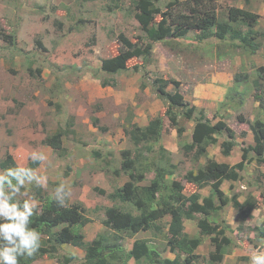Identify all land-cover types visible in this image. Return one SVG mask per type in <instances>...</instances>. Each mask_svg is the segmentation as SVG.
<instances>
[{
    "label": "rangeland",
    "instance_id": "1",
    "mask_svg": "<svg viewBox=\"0 0 264 264\" xmlns=\"http://www.w3.org/2000/svg\"><path fill=\"white\" fill-rule=\"evenodd\" d=\"M136 1L0 0V163L10 153L16 167L11 165L9 170L20 173V179L24 180L20 185L15 175L8 176L9 170L0 168V192L3 193L0 217H4L5 196L30 201L36 215L58 199L55 190L65 184L71 191L65 200L67 207L82 208L83 216L88 219L84 226L75 225L72 230L84 235L86 243L105 236L110 244L116 243L123 249L109 258L111 264H152L144 258L140 261L128 258L136 240H146L149 249L164 259H175L180 254L183 262L189 258L188 253H174L169 244L171 216H165L148 231L138 234H116L103 223L106 210L111 207L135 216L141 213L134 204L113 201L109 195L130 181L129 174L133 171L123 170L122 166L138 153V147L124 131L131 129V122L144 127L158 120L161 140L155 138L150 142L156 152L142 164L152 158L157 161L163 146L169 153L163 152L164 159L156 162L157 167L166 171L160 195L168 200L169 195L182 190L186 197L195 193L201 196L196 204L186 203L194 219L184 221L185 232L191 238L199 233L198 222L205 219L199 212L204 198L213 197L220 207L216 225L223 234L206 236L193 252L198 258L191 264H251L253 253L264 252L261 243L264 241V164L257 163L256 158L244 160L243 155L246 152L252 157L253 153L245 148L255 145L248 122H264L261 71L264 69V0L248 3L212 0L220 21L227 20L231 7L258 14L255 42L259 48L255 53L235 46L229 36L224 41L212 36L202 39L200 31L151 42L136 19ZM173 1H157L155 19L148 28L156 26L164 13L177 11L176 4L169 7ZM165 18L170 21L168 16ZM1 30L14 36L15 43L5 41ZM247 30L242 28V33ZM120 34L139 46L152 44V53L129 60L127 70L109 75L101 71L102 61L114 57L123 48ZM38 40L45 50L40 48ZM104 78L114 79L116 86L103 88ZM158 78L179 83L177 88L189 106L203 111L213 125L224 122L234 131L237 145L230 155H225L221 147L226 134L218 137V143L210 146L199 160L195 159L194 152L184 151L185 144L192 141L194 121L180 116L176 125L170 121L166 115L169 105L160 99L154 83ZM255 81H260V85H255ZM177 88L172 83L167 90L173 92ZM239 116L246 122H241ZM95 117L100 119L98 126L93 125ZM101 127L107 131H101ZM179 128L185 131L179 133ZM57 133L62 135L60 149L43 144ZM125 151L131 152L126 158ZM33 152L37 156L43 153L47 159L33 162ZM210 159L219 164V169L234 167L244 160L245 169L239 171L238 181L225 180L219 193L212 183L199 188L194 179ZM141 168L137 164L134 173L142 172ZM30 175L46 177L47 186H37L35 178L29 179ZM154 176L153 169L146 171V179L135 184L142 189ZM17 187L19 191L15 190ZM248 199L256 204L249 217L234 203L236 200L244 204ZM38 200L42 204H37ZM65 226L68 224L55 226L53 232ZM223 237L230 238L232 243L222 244L225 255L221 262H214L211 254L216 251V242H223ZM45 239L41 236V246ZM69 255L76 258L72 264H82L85 250L63 244L57 252L33 264H58L59 259Z\"/></svg>",
    "mask_w": 264,
    "mask_h": 264
},
{
    "label": "trees",
    "instance_id": "2",
    "mask_svg": "<svg viewBox=\"0 0 264 264\" xmlns=\"http://www.w3.org/2000/svg\"><path fill=\"white\" fill-rule=\"evenodd\" d=\"M158 0H137L136 8L138 10L136 19L142 27L145 36L151 42H157L165 40L167 38H177L187 35L190 31L202 32V39L209 36L215 37L221 41L227 40L228 36L230 40L234 42V45L240 48L250 49L255 53L259 48V43L255 42L257 32L255 31L256 24L258 22V14L252 13L249 10L231 7L228 11L227 20L220 21L217 13V7L215 1L212 0H184L180 3L174 0L169 7L177 5V11H168L164 13L160 22L151 28H148V24L155 19L156 4ZM250 0H245L248 3ZM169 17L168 19L165 18ZM242 28H248L245 34L242 33ZM2 38L10 44L15 43V37L7 34L4 30H1ZM120 43L123 48L120 49L117 55L111 58H106L102 61L101 71L115 75L122 71L127 70V63L129 60L138 57H146L152 53V44L146 46H139L137 43H132L123 34L119 36ZM240 43H235L236 41ZM40 48L44 49V46L40 40L37 41ZM138 70V68L136 67ZM264 74V69H261ZM31 73H33L31 71ZM38 74H42L41 70H37ZM264 76V75H263ZM262 76V77H263ZM161 100L168 103L169 107L166 110V115L169 117L173 124H177L180 118L194 121V127L192 130V141L185 144L183 147L187 153H195V159H200L207 154V150L210 146L218 143V137L226 134V140L221 143L223 152L225 155H230L232 149L237 145L234 131L228 127L224 122H219L215 125L212 124L203 111H198L195 106H189L184 96L178 90L179 83L175 81H168L162 78H158L154 82ZM175 84L177 90L169 92L167 89L170 84ZM255 85H260V81H255ZM101 86L114 87L116 82L112 78H104L101 81ZM264 108V107H263ZM241 122H246L243 116H239ZM100 119L95 117L93 119V125L98 126ZM249 123V127L253 133V139L255 145H251L249 148L253 155L248 157L244 152V160L255 159L257 163L264 164V122L256 120L253 123ZM101 131L106 132V128H99ZM184 128H179L178 132H184ZM126 136H129L134 145L138 147V153L133 159H127L123 163V170L133 171L129 174L130 181L124 183V185L118 188L109 197L115 201L120 200L123 203L134 204L141 213L134 215L131 212H124L115 207L108 208L106 210V220H104V226L109 227L118 232H130L132 234H138L140 232L148 231L151 225L160 221L165 216H171V222L169 224V244L171 245L172 252H185L188 253L189 258H186L181 262L180 254L175 259H164L157 251L151 250L148 247L146 240H136L133 244L132 250L128 253V258H133L136 261H140L143 258L147 259L152 264H191L194 259L198 258V255H193V252L203 244L204 238L212 233L223 234V231H219L217 224L218 211L220 207L216 204L213 197H207L203 199V205L199 207V212L204 216V220L198 222L199 233L194 237L185 232V220L194 219L193 211L186 208V203L196 204L201 196L199 194H193L190 197H186L182 190H178L175 193L168 196V200L163 198L160 193L164 188V177L166 171L163 168L157 167L156 162L164 159L163 152L169 153L163 146L158 151V156L148 162L142 164L143 161L150 160L149 155H153L156 151L149 145L150 142L162 137V129L158 120H152L147 127H142L136 123L131 122V129L125 130ZM61 133H57L54 138L45 140L43 144L54 148L60 149ZM131 152L125 151L124 157H128ZM97 157L99 154H95ZM238 163L234 167H225L219 169L220 166L214 160H207V164L203 171H200L198 177L194 179L199 188H204L209 183H212L214 190L219 193L220 186L225 180L238 181L241 176L239 171L245 169V161ZM252 162V160H250ZM137 164H141L142 172L135 174ZM156 164V165H155ZM11 165L16 167V162L10 153H7L6 158L0 163V168L3 170L11 169ZM155 172L154 179L150 184L142 189H139L135 182H142L146 179L145 172L152 170ZM18 173V172H17ZM170 174V173H169ZM20 179L21 174L19 173ZM104 193V192H102ZM26 199L16 201L14 196L8 199L9 206L13 203H18L22 209L23 203ZM235 207L243 211V213L249 217L253 210L256 208V204L253 199H248L244 204H240L238 201H234ZM155 205H158L155 208ZM82 208L78 207H61L56 200L50 202L47 208L36 215L29 218V221L25 223V229H34L44 236L45 244L40 246L36 254L31 257H19V264H33L38 260L46 257L49 254H54L58 251V246L63 244H71L78 248L85 250V259L82 264H111L110 257L122 252V248L116 243H109L108 237L100 236L99 239H95L90 243L84 241V235L72 230V226L81 225L84 226L88 219L83 216ZM19 223L18 219H8L0 217V247L8 246L15 247V245L9 244L4 241L3 223ZM67 223L68 226L63 227L60 231L54 233L53 228L61 224ZM215 224V225H214ZM159 227H157L158 229ZM264 235V234H263ZM114 238H119V235H114ZM15 240H19L14 236ZM120 239V238H119ZM219 240V238H218ZM118 241V240H116ZM232 240L227 237H223V242H216V251L211 254V260L214 262H221L225 255V247L222 244L230 245ZM2 251V248H0ZM19 254V253H17ZM26 255V252L24 253ZM76 260L74 255L64 256L58 260V264H72Z\"/></svg>",
    "mask_w": 264,
    "mask_h": 264
},
{
    "label": "clouds",
    "instance_id": "3",
    "mask_svg": "<svg viewBox=\"0 0 264 264\" xmlns=\"http://www.w3.org/2000/svg\"><path fill=\"white\" fill-rule=\"evenodd\" d=\"M31 159L33 162L36 159L45 160L47 157L41 153L37 156L36 152L31 154ZM24 171V170H21ZM17 176L19 178V173L13 172L11 170L8 171V176ZM36 179V185L41 187L47 186V178L46 177H33L29 176V179ZM7 179V177H5ZM20 185L24 184L23 179H19ZM8 185L11 186V180H8ZM19 191L17 187L15 189ZM55 193L57 194L58 199L57 203L61 207H66L67 204L65 200L67 197L71 195V191L66 187L65 184H61L58 188H56ZM0 195H3L0 192ZM8 196H5L3 201V216L8 218H15L19 220V223H3V233H4V241H7L9 244L15 245V247L3 246L2 251H0V264H19V257H33L36 252L39 250L41 244V234L34 229H25V223L29 221V218L34 215L33 205L30 201H24L22 209L18 203H13L11 207L8 204ZM15 237H18L19 240H15ZM264 244V241L261 242ZM26 252V255L24 254ZM19 253V254H17ZM251 264H264V252L253 253L250 258Z\"/></svg>",
    "mask_w": 264,
    "mask_h": 264
},
{
    "label": "crops",
    "instance_id": "4",
    "mask_svg": "<svg viewBox=\"0 0 264 264\" xmlns=\"http://www.w3.org/2000/svg\"><path fill=\"white\" fill-rule=\"evenodd\" d=\"M148 125H149V124H148ZM148 125H147V126H148ZM147 126H144V127H147ZM124 132H125V131H124ZM38 201H39V200H38ZM37 204H39V205H40V204H42V203L39 201V202H37Z\"/></svg>",
    "mask_w": 264,
    "mask_h": 264
}]
</instances>
